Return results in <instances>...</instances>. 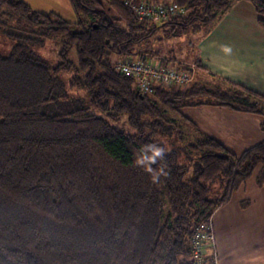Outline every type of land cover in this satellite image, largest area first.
<instances>
[{
  "label": "trees",
  "instance_id": "obj_1",
  "mask_svg": "<svg viewBox=\"0 0 264 264\" xmlns=\"http://www.w3.org/2000/svg\"><path fill=\"white\" fill-rule=\"evenodd\" d=\"M68 1L75 21L0 0V27L16 39L0 55V264H188L196 225L211 221L255 168L264 175V139L236 154L181 109L213 105L264 116V96L228 80L142 93L116 63L136 54L187 67L157 56L151 38L189 26L208 32L236 0H168L185 10L159 23L139 19L125 0ZM248 1L264 32V0ZM43 38L61 42L54 65L29 48ZM122 113L130 131L111 122ZM149 143L166 149L168 175L156 184L135 163ZM182 149L190 163L180 162ZM216 179L223 191L211 198Z\"/></svg>",
  "mask_w": 264,
  "mask_h": 264
},
{
  "label": "crops",
  "instance_id": "obj_2",
  "mask_svg": "<svg viewBox=\"0 0 264 264\" xmlns=\"http://www.w3.org/2000/svg\"><path fill=\"white\" fill-rule=\"evenodd\" d=\"M257 17L248 0H236L201 35L196 57L182 61L189 64L198 60L193 79L222 87L228 80L264 96V32ZM225 46L231 51H225ZM190 107L196 109L190 118L200 130L236 154L264 139V116L260 114L213 105ZM260 172L255 168L213 212L211 223L220 264H264V175Z\"/></svg>",
  "mask_w": 264,
  "mask_h": 264
},
{
  "label": "rangeland",
  "instance_id": "obj_3",
  "mask_svg": "<svg viewBox=\"0 0 264 264\" xmlns=\"http://www.w3.org/2000/svg\"><path fill=\"white\" fill-rule=\"evenodd\" d=\"M31 7L37 10L51 11L56 10L59 14L62 15L65 19L69 21H75V13L69 3L68 0H26ZM9 29L6 27H0V55H7L10 51L11 46L16 42L15 37L9 35ZM203 30L201 29H193L192 27H188L185 33H169L167 31L158 30L154 37L151 38L150 48L153 51L157 52L159 55L166 56L169 59H174L175 62L178 61H189L196 57V52L198 48V40L203 34ZM61 47V42L59 39L53 38H43L41 41H37L36 43L30 44L29 48L38 54L40 57L45 59L49 65H54L58 60V52ZM148 54V53H147ZM131 58L136 59L137 55H130ZM68 58L72 60H76L75 49L71 47L68 51ZM115 60L121 59L122 56H113ZM155 58H157L155 56ZM172 61L170 60V63ZM70 76L69 71H63L60 73V80L66 84L68 78ZM192 80H194L192 78ZM219 84V83H218ZM213 86H216L213 84ZM69 93L78 96H85L81 91L71 90ZM82 96V97H83ZM182 113L191 117L193 112L196 110L192 107H183ZM177 117V123L179 124V129L183 131L184 134H190L189 125L187 122L183 121L181 117L178 116L177 113L175 115ZM111 122L119 127H121L125 131H130V127L127 123V115L122 113L118 116L116 120H111ZM186 132V133H185ZM176 136V135H175ZM172 139V142L177 143L176 137ZM164 142L169 141L167 137L160 138ZM171 141V140H170ZM176 146V144H174ZM180 149V148H179ZM183 161L185 163H190L188 156L185 155L184 149L181 150L180 153V162ZM223 182L220 179H216L210 186L209 196L211 198L218 197L222 194L223 191Z\"/></svg>",
  "mask_w": 264,
  "mask_h": 264
},
{
  "label": "built area",
  "instance_id": "obj_4",
  "mask_svg": "<svg viewBox=\"0 0 264 264\" xmlns=\"http://www.w3.org/2000/svg\"><path fill=\"white\" fill-rule=\"evenodd\" d=\"M139 19L152 22H162L170 16L184 12V6H177L168 0H125ZM195 64L189 63L187 67H179L172 63L161 64L153 57L146 59L126 58L116 63L117 70L133 76L135 85L142 93H151L155 86L184 87L193 77ZM211 252L213 255L209 256ZM195 257L208 262L218 259L215 245V234L211 221L199 222L190 237V260L188 264H196Z\"/></svg>",
  "mask_w": 264,
  "mask_h": 264
},
{
  "label": "clouds",
  "instance_id": "obj_5",
  "mask_svg": "<svg viewBox=\"0 0 264 264\" xmlns=\"http://www.w3.org/2000/svg\"><path fill=\"white\" fill-rule=\"evenodd\" d=\"M225 51L230 52L231 48L225 46ZM166 149L156 143H149L142 145L139 151L135 154V163L150 175L152 183H159L161 176H167L168 172L165 170L166 165L161 163L165 160ZM153 165H159L153 168ZM209 256L213 254L208 253ZM196 264H206V261L200 257H195ZM208 264H220L218 259L208 262Z\"/></svg>",
  "mask_w": 264,
  "mask_h": 264
}]
</instances>
